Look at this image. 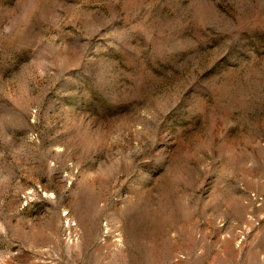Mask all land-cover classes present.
<instances>
[{"label":"rangeland","instance_id":"rangeland-1","mask_svg":"<svg viewBox=\"0 0 264 264\" xmlns=\"http://www.w3.org/2000/svg\"><path fill=\"white\" fill-rule=\"evenodd\" d=\"M0 264H264V0H0Z\"/></svg>","mask_w":264,"mask_h":264}]
</instances>
